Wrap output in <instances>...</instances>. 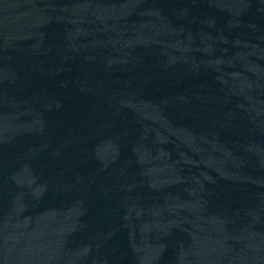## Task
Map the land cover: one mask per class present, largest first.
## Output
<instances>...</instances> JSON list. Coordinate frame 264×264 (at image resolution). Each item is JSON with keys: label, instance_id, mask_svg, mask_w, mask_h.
I'll return each mask as SVG.
<instances>
[{"label": "water", "instance_id": "1", "mask_svg": "<svg viewBox=\"0 0 264 264\" xmlns=\"http://www.w3.org/2000/svg\"><path fill=\"white\" fill-rule=\"evenodd\" d=\"M0 264H264V0H0Z\"/></svg>", "mask_w": 264, "mask_h": 264}]
</instances>
